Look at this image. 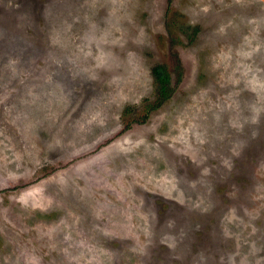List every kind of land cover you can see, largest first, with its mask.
Instances as JSON below:
<instances>
[{"label":"rangeland","instance_id":"rangeland-1","mask_svg":"<svg viewBox=\"0 0 264 264\" xmlns=\"http://www.w3.org/2000/svg\"><path fill=\"white\" fill-rule=\"evenodd\" d=\"M0 264H264V0H0Z\"/></svg>","mask_w":264,"mask_h":264},{"label":"trees","instance_id":"trees-1","mask_svg":"<svg viewBox=\"0 0 264 264\" xmlns=\"http://www.w3.org/2000/svg\"><path fill=\"white\" fill-rule=\"evenodd\" d=\"M152 75L155 84L154 99H147L139 105V112L132 114L131 119L133 122L146 123L151 117L152 113L158 110L163 103L172 96L174 91L171 87V70L166 63H157L152 67ZM127 113H131V109L127 108ZM126 113V114H127ZM54 169L44 167L39 172L40 175L50 172Z\"/></svg>","mask_w":264,"mask_h":264},{"label":"bare ground","instance_id":"bare-ground-1","mask_svg":"<svg viewBox=\"0 0 264 264\" xmlns=\"http://www.w3.org/2000/svg\"><path fill=\"white\" fill-rule=\"evenodd\" d=\"M17 63V62H16ZM14 66V65H13Z\"/></svg>","mask_w":264,"mask_h":264}]
</instances>
